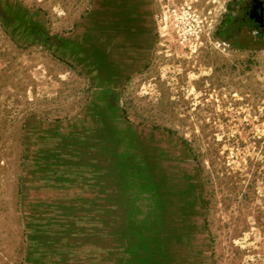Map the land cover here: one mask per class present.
I'll use <instances>...</instances> for the list:
<instances>
[{
  "label": "rangeland",
  "instance_id": "obj_1",
  "mask_svg": "<svg viewBox=\"0 0 264 264\" xmlns=\"http://www.w3.org/2000/svg\"><path fill=\"white\" fill-rule=\"evenodd\" d=\"M0 1L66 38L97 3ZM246 2L146 0V58L116 91L122 117L193 174L203 244L186 264H264V23L243 19ZM94 92L72 59L0 18V264H27L42 141L101 144ZM107 242L96 237L59 264H125Z\"/></svg>",
  "mask_w": 264,
  "mask_h": 264
},
{
  "label": "crops",
  "instance_id": "obj_2",
  "mask_svg": "<svg viewBox=\"0 0 264 264\" xmlns=\"http://www.w3.org/2000/svg\"><path fill=\"white\" fill-rule=\"evenodd\" d=\"M109 6H131L125 28L118 27L111 34L104 30L108 20L103 13ZM152 36L146 0H97L78 28L75 37L80 45L75 44V50L100 75L128 76L145 60ZM93 120L100 129L98 148L97 142L81 146L67 139L42 141L30 190L32 230L36 222L44 227L47 221L72 238L65 242L63 262L69 253H85L96 237L104 236L109 240L106 252L115 251L122 262L131 264L129 254L146 244L139 238L155 235L161 227L169 239L171 233L176 234L168 246L175 244L187 260L194 259V246L203 244V239L197 237L201 232L198 194L190 169L176 164L164 144L125 119L130 130L124 135L120 122ZM89 144L95 149L86 150ZM158 160L165 165L156 168ZM157 177L164 179L160 189Z\"/></svg>",
  "mask_w": 264,
  "mask_h": 264
},
{
  "label": "flooded vegetation",
  "instance_id": "obj_3",
  "mask_svg": "<svg viewBox=\"0 0 264 264\" xmlns=\"http://www.w3.org/2000/svg\"><path fill=\"white\" fill-rule=\"evenodd\" d=\"M264 0H247L245 6L243 19L251 20L259 24L264 23ZM131 6H109L107 11H104V17L107 18L108 23L104 24L105 32L112 33L116 28H125L127 25L128 18L131 16ZM139 11V10H138ZM124 31V30H121ZM76 44L80 43L76 41ZM90 49V48H89ZM164 162V160L162 159ZM161 160L156 163V168H161L163 164ZM164 179L157 177L156 184L160 189L159 185L163 184ZM29 224V245H28V261L27 264H58V261H63L65 242L72 240L69 236H66L62 230H55V227L49 223L46 226H41L40 222H36L33 226ZM161 225L164 222H161ZM160 225V226H161ZM52 227V230H46V228ZM36 228H39L36 231ZM45 228V230H44ZM159 233L155 235H149L147 237H140V242L146 243L138 248V252L130 253L132 257L131 264H186L187 258L181 255L179 248L172 244L168 246L166 243L176 240V234H170V239L166 233V228L161 227ZM83 239V238H82ZM77 244L80 243V236L76 237ZM69 244V243H68ZM57 256L59 257L56 260Z\"/></svg>",
  "mask_w": 264,
  "mask_h": 264
},
{
  "label": "water",
  "instance_id": "obj_4",
  "mask_svg": "<svg viewBox=\"0 0 264 264\" xmlns=\"http://www.w3.org/2000/svg\"><path fill=\"white\" fill-rule=\"evenodd\" d=\"M5 6L0 1V8ZM4 11V10H3ZM16 15L5 14L0 11V18L8 26V28L15 34L24 38L28 42L40 43L52 51L69 57L76 64H78L86 75L90 78L95 88L94 101L91 104L93 109L92 117L99 122L105 124L110 122H120L122 135H124L130 128L125 124V120L120 114L117 105V88L126 78L127 75L118 76L115 74L100 75L96 73L88 62L82 59L81 54L76 52L77 37L66 38L56 34H52L42 23L27 16L19 14L16 10ZM123 123V124H122ZM117 134L119 129L114 130ZM121 149V152H123Z\"/></svg>",
  "mask_w": 264,
  "mask_h": 264
},
{
  "label": "bare ground",
  "instance_id": "obj_5",
  "mask_svg": "<svg viewBox=\"0 0 264 264\" xmlns=\"http://www.w3.org/2000/svg\"><path fill=\"white\" fill-rule=\"evenodd\" d=\"M4 10V11H3ZM0 11H2L3 13L5 12L6 14H10L12 16H15L16 15V12L15 10L12 8V7H9V6H2L0 8ZM4 13V14H5Z\"/></svg>",
  "mask_w": 264,
  "mask_h": 264
}]
</instances>
